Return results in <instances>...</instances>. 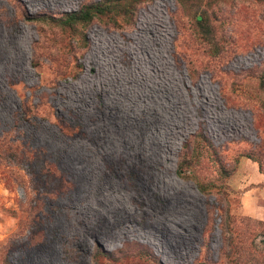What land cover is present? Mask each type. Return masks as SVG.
<instances>
[{
	"label": "rangeland",
	"instance_id": "obj_1",
	"mask_svg": "<svg viewBox=\"0 0 264 264\" xmlns=\"http://www.w3.org/2000/svg\"><path fill=\"white\" fill-rule=\"evenodd\" d=\"M92 1L0 0V137L32 156L0 159V264H264V4L212 6L219 53L178 0L28 18Z\"/></svg>",
	"mask_w": 264,
	"mask_h": 264
},
{
	"label": "trees",
	"instance_id": "obj_2",
	"mask_svg": "<svg viewBox=\"0 0 264 264\" xmlns=\"http://www.w3.org/2000/svg\"><path fill=\"white\" fill-rule=\"evenodd\" d=\"M144 1L149 0H98L92 1L89 4L84 5L81 9L73 12L65 13L62 16L49 15L47 13L38 14L35 16H28L29 19H42L50 22L51 24L66 28L69 30H75L78 25L87 26L90 24L94 18L101 17L105 15H118L124 17L126 20H130L136 11V7L143 3ZM224 0H178L179 4L183 7V9L188 13V15L192 19V25L196 35L206 41L212 49V52L219 53L220 47L219 43L216 39L215 28L212 23V12L211 8L214 4L222 2ZM264 4V0H255ZM30 105L26 104V108L23 109L24 115H29L31 113ZM58 123V122H57ZM59 127L64 132H67L68 129H71V125L67 124L64 121L60 120ZM31 154L23 148V146L19 142H14L7 140L5 138L0 137V159L5 160L12 164L15 162L16 164H20L23 160H30ZM192 167V159H183L178 164L177 173L181 178H186L189 175V170ZM42 171L47 174H55L57 173V169L54 167H45ZM2 178L4 179L5 185L7 188L13 187L14 183L17 182L26 190L29 195L30 187L27 184V180L24 175L17 176L14 174L12 169L10 172H3ZM9 176H14V181L9 178ZM193 176V175H192ZM196 181V179H195ZM197 185L201 191H207V185L202 183L201 181H197ZM38 201L34 207L27 210L28 214V222L31 223L34 211L37 208ZM16 212V211H15ZM16 214V213H15ZM95 259L99 260V258L112 259L113 253L106 250L103 245L100 243H96L95 249ZM150 257L155 258L151 253L148 252ZM160 263V262H159ZM162 264V263H160ZM199 264V263H198Z\"/></svg>",
	"mask_w": 264,
	"mask_h": 264
}]
</instances>
